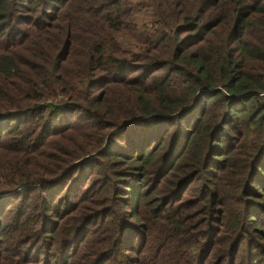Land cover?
I'll return each mask as SVG.
<instances>
[{
    "label": "trees",
    "instance_id": "1",
    "mask_svg": "<svg viewBox=\"0 0 264 264\" xmlns=\"http://www.w3.org/2000/svg\"><path fill=\"white\" fill-rule=\"evenodd\" d=\"M0 264H264V0H0Z\"/></svg>",
    "mask_w": 264,
    "mask_h": 264
},
{
    "label": "rangeland",
    "instance_id": "2",
    "mask_svg": "<svg viewBox=\"0 0 264 264\" xmlns=\"http://www.w3.org/2000/svg\"><path fill=\"white\" fill-rule=\"evenodd\" d=\"M144 18V20L146 21V18L145 17H143ZM139 23H142V20H140V22ZM118 37V36H117Z\"/></svg>",
    "mask_w": 264,
    "mask_h": 264
}]
</instances>
